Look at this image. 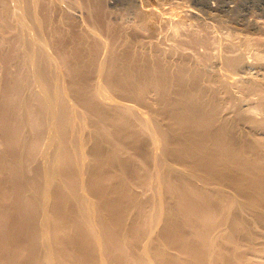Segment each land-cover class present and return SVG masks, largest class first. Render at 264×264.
<instances>
[{
  "label": "bare ground",
  "instance_id": "bare-ground-1",
  "mask_svg": "<svg viewBox=\"0 0 264 264\" xmlns=\"http://www.w3.org/2000/svg\"><path fill=\"white\" fill-rule=\"evenodd\" d=\"M103 2L0 0V264H264L263 37Z\"/></svg>",
  "mask_w": 264,
  "mask_h": 264
},
{
  "label": "rangeland",
  "instance_id": "rangeland-1",
  "mask_svg": "<svg viewBox=\"0 0 264 264\" xmlns=\"http://www.w3.org/2000/svg\"><path fill=\"white\" fill-rule=\"evenodd\" d=\"M103 1H104L103 2V6H104L103 8H104L105 12L108 10L107 13H110V14L112 13L111 14L112 18L114 15H115L114 18H116V16L122 17V15L128 11L127 6L125 5L126 0H103ZM162 1H163L164 5H166V7L163 6L164 8L168 9V7L171 6L172 10L174 12H179V10H183L184 8H185L184 10H186V9L189 10L188 11V14H189L188 18L191 20V21L190 20L189 21L191 23H193L194 28L197 29V32L195 31V33L199 34V36L204 35L202 33H199L200 30H201V32H205V36H206V33L208 34V32L211 31L212 28H214L208 35H210L212 32H214V34L212 33L210 36L213 35V37L216 38V36L218 34L217 32H220L216 38V39H218V42H219V40H221L220 39L221 37L224 38V35H225V37L230 36L229 37L230 40L234 39L237 42L235 44H240L239 42H243L244 36H246V37L249 36V38L253 37L252 39H258L259 36H261L264 39V12H263L264 11V4H263L264 1L263 0H160V3ZM261 2H263V3H261ZM163 3H161V4H163ZM168 3L170 6L168 5ZM262 5H263V7H262ZM180 7L182 9H180ZM129 13L130 14H128V13L124 14V16L127 15L129 18H131L133 15L132 11H130ZM107 16H108V14H107ZM114 18L112 20H114ZM251 18H254L255 22H254V20H251ZM256 20H258L259 22ZM114 21H116V20H114ZM260 22H261V24H260ZM255 23H257V25L259 26L258 28H257V25ZM252 24H254V25H252ZM204 27H206L209 30L205 29ZM194 28H193V30H196ZM206 30L208 32H206ZM215 31H217L216 34H215ZM163 32L165 33L163 35H165V38L167 39L170 36L169 35L170 30L163 29ZM219 35L221 36L220 38H219ZM250 36H252V37H250ZM233 37H236V38H233ZM226 38H224V40ZM237 38H239V39H237ZM241 38H243V41ZM260 39H262V38H260ZM169 40L171 42V39H169ZM224 40L222 39V41H224ZM227 40H225L226 42L224 41L226 44L229 42V39H227ZM167 42H169V41H167ZM215 42H217V40ZM232 42H234V41H232ZM220 43L224 44L221 41H220ZM190 50H192V49L190 48ZM190 50H188V51H190ZM188 51H187V53H189ZM191 54L193 55V51H191ZM1 63H0V68H3L4 64L3 63L1 64ZM1 65H2V67H1ZM1 75H2V72H0V77H1Z\"/></svg>",
  "mask_w": 264,
  "mask_h": 264
}]
</instances>
